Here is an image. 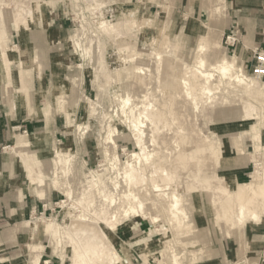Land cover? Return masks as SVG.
Segmentation results:
<instances>
[{"label": "rangeland", "instance_id": "374dc122", "mask_svg": "<svg viewBox=\"0 0 264 264\" xmlns=\"http://www.w3.org/2000/svg\"><path fill=\"white\" fill-rule=\"evenodd\" d=\"M258 10L264 0H0V193L27 194L1 203L0 264H264V188L250 178L264 174ZM129 193L145 216L125 217ZM81 216L102 239L72 229Z\"/></svg>", "mask_w": 264, "mask_h": 264}, {"label": "bare ground", "instance_id": "6f19581e", "mask_svg": "<svg viewBox=\"0 0 264 264\" xmlns=\"http://www.w3.org/2000/svg\"><path fill=\"white\" fill-rule=\"evenodd\" d=\"M18 20V19H16ZM203 46V45H202ZM199 47V46H198ZM202 49V47H201ZM205 49V48H204ZM203 49V50H204ZM199 51V49H197ZM202 50V51H203ZM201 51V52H202ZM197 53V52H196ZM195 53V54H196ZM199 54V53H198ZM202 56L198 55V59L199 62H200V65H204L205 64V57L201 58ZM231 57H229V60H227L226 58L224 59V57L222 58L223 61H221V63L219 64L218 66V69L221 71V73L223 74V76L227 75L229 76L230 71H232L233 69H235V62L232 61V59H230ZM234 59V58H233ZM207 63V62H206ZM199 65V66H200ZM205 66V65H204ZM203 67V66H202ZM193 68V67H192ZM137 72V71H136ZM199 72V71H198ZM130 74V72H128ZM127 73V74H128ZM134 73V72H133ZM196 73V72H195ZM202 75V74H201ZM204 75V76H203ZM202 76L204 78H211V74L210 73H204ZM232 76V75H231ZM236 76V75H235ZM133 77V76H132ZM136 77V76H135ZM134 78V77H133ZM237 78V77H236ZM183 81V80H182ZM137 85L140 89H143L144 90V87L146 86V84L144 83L143 79L137 75ZM190 88V87H189ZM187 89V88H186ZM248 89V88H247ZM210 91V90H209ZM145 94V93H144ZM126 96V95H125ZM125 103V102H124ZM148 107V106H147ZM151 108V107H150ZM149 108V109H150ZM147 114V113H146ZM143 151V149H142ZM144 153V152H143ZM136 154V153H135ZM134 155V154H133ZM141 155V154H140ZM137 156V155H136ZM133 157V156H132ZM141 157V156H140ZM137 158V157H136ZM263 158V156H262ZM261 158V159H262ZM259 160V159H258ZM263 161V159H262ZM130 165V164H129ZM260 166L262 164H257V166ZM264 165V164H263ZM130 168V166H128ZM156 167V166H155ZM132 168V167H131ZM130 168V169H131ZM264 168V167H263ZM259 169L261 171V167H257L256 170L252 173L251 175V182L254 183V184H257L258 186H261L262 188H264V174L263 175H260V172H259ZM132 171V170H131ZM264 171V170H263ZM134 172V171H133ZM125 174V173H124ZM130 175V179L131 181L134 182V178H132V172L129 173ZM164 175V174H163ZM136 179V178H135ZM143 179V178H142ZM137 180V179H136ZM130 183V181H129ZM128 183V184H129ZM251 183V184H252ZM139 184V183H138ZM249 184H246L244 186H247ZM256 186V185H255ZM158 187V186H157ZM157 189V188H156ZM159 189V188H158ZM157 189V190H158ZM257 190V189H255ZM129 191V190H128ZM246 193V192H245ZM126 199H128L129 201V204L130 206L128 207L127 211H126V215L125 217L129 216L130 214L132 215H136V216H145V214H147V210L145 209V206L143 205V202L138 198L136 197L134 194L132 193H129V194H126L125 195ZM246 194L244 196H240L241 198L242 197H245ZM251 196V194L249 195V193L247 192V196L245 199H248L249 197ZM237 208H236V217L238 219H242L243 216L245 215L246 213V209H245V206L243 204V201L240 200V202L237 204ZM169 211H170V215H171V218H170V221L172 223L174 222H178L179 224H181L182 222H179V215L181 216L182 214H184V210L182 209V206H181V200L180 198H178L176 195H173L172 197V203L171 205L169 206ZM250 213V212H248ZM147 216V215H146ZM170 217V216H169ZM155 219V218H154ZM183 218H181V221H182ZM86 219L81 216V218L79 217V219H76L75 221H73L71 223V227L74 231H87V229H89L88 231L89 232H93L94 234H99L100 238L102 239L103 237V234L100 232L99 228L94 224H87L85 223ZM155 222L157 221V219L154 220ZM169 221V222H170ZM98 225V224H97ZM183 225V224H182ZM178 226V224H177ZM181 226V225H180ZM181 228V227H180ZM83 233V232H82ZM93 234V235H94ZM98 237V236H97ZM99 239V237H98ZM102 241V240H101Z\"/></svg>", "mask_w": 264, "mask_h": 264}, {"label": "crops", "instance_id": "0c3cea01", "mask_svg": "<svg viewBox=\"0 0 264 264\" xmlns=\"http://www.w3.org/2000/svg\"><path fill=\"white\" fill-rule=\"evenodd\" d=\"M251 17V20L255 23V28L258 29L259 27V24H261L262 26L261 27H264V11L263 12H260V10H258V14L256 16H249ZM15 97L12 98L11 102L14 104L15 101H14ZM22 127H24L22 125ZM35 137V136H33ZM49 137V136H48ZM34 139H37V138H34ZM16 144L17 146L19 147H22V146H25V145H28L25 141V138H22V137H19L17 138L16 140ZM35 143V141H31V145H33ZM30 168V166H28V169ZM251 178V176H250ZM239 186L241 187H244V185L248 184V183H239V182H236ZM4 187L6 188V191L4 193H0V201L2 198H4L3 200L4 201H1L0 202V209L2 210V205L4 204V208H8L7 205H11L13 207V209H17V207L19 206V203L21 202L20 201V198L22 197L23 199L27 198V194L26 192L23 190L21 191L20 189L16 191V193L13 191L14 189H11L10 187H8V185H4ZM2 189V187H0V190ZM22 192V193H21ZM3 203V204H1ZM29 206L32 207L33 210H36V208L38 207V204L36 203L35 201V204H32V202H28L27 203ZM0 210V211H1ZM38 261H40V257H36V259L34 260L33 264H38Z\"/></svg>", "mask_w": 264, "mask_h": 264}, {"label": "built area", "instance_id": "2783aa9c", "mask_svg": "<svg viewBox=\"0 0 264 264\" xmlns=\"http://www.w3.org/2000/svg\"><path fill=\"white\" fill-rule=\"evenodd\" d=\"M230 38V37H229ZM251 73L259 79L264 78V51H257L254 55Z\"/></svg>", "mask_w": 264, "mask_h": 264}]
</instances>
